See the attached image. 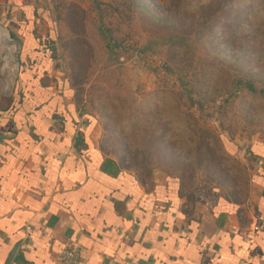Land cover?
I'll list each match as a JSON object with an SVG mask.
<instances>
[{
  "label": "rangeland",
  "instance_id": "374dc122",
  "mask_svg": "<svg viewBox=\"0 0 264 264\" xmlns=\"http://www.w3.org/2000/svg\"><path fill=\"white\" fill-rule=\"evenodd\" d=\"M22 1L39 5L33 33L120 168L248 192L251 152L264 154V0Z\"/></svg>",
  "mask_w": 264,
  "mask_h": 264
},
{
  "label": "crops",
  "instance_id": "0c3cea01",
  "mask_svg": "<svg viewBox=\"0 0 264 264\" xmlns=\"http://www.w3.org/2000/svg\"><path fill=\"white\" fill-rule=\"evenodd\" d=\"M0 3L20 46L0 97V264L16 244L10 264H60L67 242L81 247L77 264H264V154L232 198L120 168L33 33L39 5Z\"/></svg>",
  "mask_w": 264,
  "mask_h": 264
},
{
  "label": "bare ground",
  "instance_id": "6f19581e",
  "mask_svg": "<svg viewBox=\"0 0 264 264\" xmlns=\"http://www.w3.org/2000/svg\"><path fill=\"white\" fill-rule=\"evenodd\" d=\"M12 40L9 38L8 34L0 31V43L2 44V58H1V68H0V73L1 74H6L8 71H12L14 69V66L12 64V58H13V53L15 50V46L11 42ZM3 47L6 48L3 49ZM9 76L5 75V78L1 80L0 82V92H7L10 90V81L8 80Z\"/></svg>",
  "mask_w": 264,
  "mask_h": 264
},
{
  "label": "built area",
  "instance_id": "2783aa9c",
  "mask_svg": "<svg viewBox=\"0 0 264 264\" xmlns=\"http://www.w3.org/2000/svg\"><path fill=\"white\" fill-rule=\"evenodd\" d=\"M3 28L5 29V27H3ZM8 36H9V34H8ZM9 38H10V36H9ZM12 64L14 66V69L10 72L8 71L5 74V75L9 76L8 80L10 81V83L13 81L12 77H13L14 73H15V75H14V78H15L17 68H18V64H14V59H12ZM5 75L1 74L2 80L5 78ZM11 86H12V84H11ZM10 91H11V87H10V90L6 94H2V95L7 96L10 93ZM80 254H81V247L78 244L67 242L64 244L62 250L57 254L56 259L60 264H77L78 259L80 257Z\"/></svg>",
  "mask_w": 264,
  "mask_h": 264
},
{
  "label": "water",
  "instance_id": "95a60500",
  "mask_svg": "<svg viewBox=\"0 0 264 264\" xmlns=\"http://www.w3.org/2000/svg\"><path fill=\"white\" fill-rule=\"evenodd\" d=\"M16 249H17V244L14 245V247L10 250V252L8 253L5 261H4V264H10L15 252H16Z\"/></svg>",
  "mask_w": 264,
  "mask_h": 264
},
{
  "label": "trees",
  "instance_id": "16d2710c",
  "mask_svg": "<svg viewBox=\"0 0 264 264\" xmlns=\"http://www.w3.org/2000/svg\"><path fill=\"white\" fill-rule=\"evenodd\" d=\"M3 26L5 27V25H3ZM19 69H20V67H19ZM250 152H251V151H250ZM251 153H252V154H253V156H255V157H259V156H260V154H259V153H255L254 151H253V152H251ZM254 153H255L256 155H255Z\"/></svg>",
  "mask_w": 264,
  "mask_h": 264
}]
</instances>
